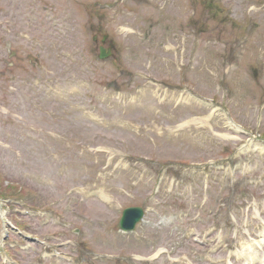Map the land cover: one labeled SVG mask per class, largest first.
Masks as SVG:
<instances>
[{"label": "rangeland", "instance_id": "obj_1", "mask_svg": "<svg viewBox=\"0 0 264 264\" xmlns=\"http://www.w3.org/2000/svg\"><path fill=\"white\" fill-rule=\"evenodd\" d=\"M201 1L0 0V237L41 242L10 232L4 257L240 264L264 221V0ZM54 248L71 262H39Z\"/></svg>", "mask_w": 264, "mask_h": 264}, {"label": "water", "instance_id": "obj_2", "mask_svg": "<svg viewBox=\"0 0 264 264\" xmlns=\"http://www.w3.org/2000/svg\"><path fill=\"white\" fill-rule=\"evenodd\" d=\"M140 209L136 208H129V209H125L124 213H123V218L120 221L119 226L123 229H131L133 224L137 221V219L140 217Z\"/></svg>", "mask_w": 264, "mask_h": 264}, {"label": "bare ground", "instance_id": "obj_3", "mask_svg": "<svg viewBox=\"0 0 264 264\" xmlns=\"http://www.w3.org/2000/svg\"><path fill=\"white\" fill-rule=\"evenodd\" d=\"M229 126H231V125H229ZM252 260H253V257H248L247 260H246V262L244 264H252Z\"/></svg>", "mask_w": 264, "mask_h": 264}]
</instances>
